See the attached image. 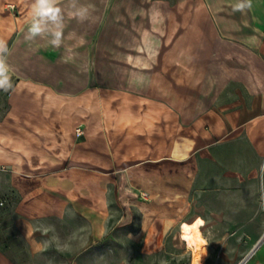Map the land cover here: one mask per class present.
<instances>
[{"label": "rangeland", "instance_id": "rangeland-1", "mask_svg": "<svg viewBox=\"0 0 264 264\" xmlns=\"http://www.w3.org/2000/svg\"><path fill=\"white\" fill-rule=\"evenodd\" d=\"M70 2L59 4L60 48L48 35L26 40L29 17L23 31L7 38L13 88L0 91V134L17 164L5 170L23 169V148L36 147L25 145L23 133L32 130L43 136L45 158L59 156L60 182L75 189L66 199L0 189V264L67 262L56 255L66 246L55 239L67 232L92 236L90 252L67 264H191L194 250L179 240V220L191 222L197 214L205 220L199 229L204 264H239L262 237L259 257L264 192L252 193L257 199L247 207L219 201L212 207L202 197L208 186L202 177L184 176L186 160L167 156L182 128L191 131L198 119L232 108L219 107L233 101L238 86L228 78L234 64L226 49L221 62L215 41L179 39L174 30L184 1L78 0L90 9L84 22L69 15ZM151 171L158 173L155 181ZM83 183L90 191L83 192ZM196 225L182 223L181 233ZM245 264L261 263L252 254Z\"/></svg>", "mask_w": 264, "mask_h": 264}, {"label": "crops", "instance_id": "crops-1", "mask_svg": "<svg viewBox=\"0 0 264 264\" xmlns=\"http://www.w3.org/2000/svg\"><path fill=\"white\" fill-rule=\"evenodd\" d=\"M180 1L184 3L179 24L174 30L179 32V39L202 41L206 38L215 41L220 51L216 52L220 53L219 61H225L222 58L226 56L228 63L234 64L228 78L238 86L233 91V101L219 105V107L232 108L225 113L212 112V115L198 119L191 131L186 127L182 128L181 135L174 141L177 147L174 150L171 146L167 156L169 159L186 160V167L181 170L184 176L192 174L202 177L203 184L208 185L207 192H211L209 197L207 192L203 191L202 197L205 200L210 198L209 200L213 202L212 207L216 206L217 201L226 207H247L249 205L247 201L257 197L252 193L264 192V173L261 171L264 161V0H251V7L245 12L233 11L237 0ZM30 3L31 0H0V39L6 41L13 31H23V24L30 16ZM171 9L176 7L173 6ZM193 16L195 20L192 21ZM199 17H203L204 22H201ZM188 33H192L191 37ZM224 49H226L225 56ZM37 111L41 112L42 107ZM37 127H40L38 123ZM23 134L31 135L28 139L23 135L27 140L25 145L29 143L36 147L23 148L21 172L5 170V168H15L17 164L11 154H6L5 147L2 146L5 136L0 134V189L6 191L14 188L20 194L23 193V198H30L32 193L49 192L53 197L66 199L65 193L75 189V184L60 182L58 176L59 172L64 170V166L60 164L59 156L46 153L48 157L45 158L42 150V145L45 144L42 135L32 130ZM189 165L196 166L194 172L187 168ZM67 167L73 166L67 165ZM45 174L51 175V178H44ZM157 174L156 171L148 173L152 181H155ZM6 178H8L7 183H1ZM82 188L84 193L90 191L88 183H83ZM83 198L89 200L90 196L84 195ZM68 209L69 214L72 213V207ZM57 212L60 213L59 210H56ZM56 213L53 212V215ZM84 214L86 216V213ZM204 222L203 216L199 214L191 222L180 219L179 240H182L180 228L182 223L197 224L193 231H197L203 238L200 231ZM55 239L58 240L59 245L66 246L56 255L67 256V262L75 255L90 252L92 240L90 232L87 235L67 232L58 234ZM261 239L262 237L252 247L250 253L255 254L256 260L264 264V252L259 257L257 254ZM59 240L63 242L59 243ZM156 250L155 246L146 248L148 252ZM202 253L203 250L199 254L200 264H204ZM192 255L191 264L194 258L193 251ZM67 262L61 263L55 259L51 264H67ZM219 264H222V261Z\"/></svg>", "mask_w": 264, "mask_h": 264}, {"label": "clouds", "instance_id": "clouds-1", "mask_svg": "<svg viewBox=\"0 0 264 264\" xmlns=\"http://www.w3.org/2000/svg\"><path fill=\"white\" fill-rule=\"evenodd\" d=\"M60 0H31L30 3V26L25 39L33 40L37 37L48 35L51 37L49 44L60 48L63 44L64 15L59 6ZM251 7V0H237L233 11L245 12ZM69 15L78 22L89 20L91 13L87 5H81L78 0H71ZM9 49L7 42L0 39V91L9 92L13 88L6 63V55ZM264 173V165H261ZM167 227V225L165 226Z\"/></svg>", "mask_w": 264, "mask_h": 264}, {"label": "bare ground", "instance_id": "bare-ground-1", "mask_svg": "<svg viewBox=\"0 0 264 264\" xmlns=\"http://www.w3.org/2000/svg\"><path fill=\"white\" fill-rule=\"evenodd\" d=\"M181 238L186 242L187 246L194 250V258L192 264H200V252L203 246L206 244L205 240L200 236L197 231H193L189 228L183 230Z\"/></svg>", "mask_w": 264, "mask_h": 264}, {"label": "built area", "instance_id": "built-area-1", "mask_svg": "<svg viewBox=\"0 0 264 264\" xmlns=\"http://www.w3.org/2000/svg\"><path fill=\"white\" fill-rule=\"evenodd\" d=\"M75 133H76L77 136H80V135L83 134L80 126H78L75 129ZM262 165H264V161H262ZM141 196H142V198L147 199V194L146 193L141 194ZM251 255H252V253H250L249 255H247L239 264H245L250 259Z\"/></svg>", "mask_w": 264, "mask_h": 264}]
</instances>
